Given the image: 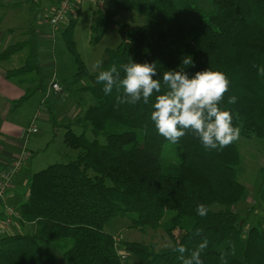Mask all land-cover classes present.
<instances>
[{
  "label": "trees",
  "instance_id": "1",
  "mask_svg": "<svg viewBox=\"0 0 264 264\" xmlns=\"http://www.w3.org/2000/svg\"><path fill=\"white\" fill-rule=\"evenodd\" d=\"M41 1L25 3L31 2L33 10ZM48 1L55 7L62 0ZM211 5V15L188 2L180 7L178 0H114L112 8H99L93 14L90 44L97 45L111 26L117 27L121 41L102 54L93 72L76 47L77 20H69L61 39L74 58L76 82L88 80L82 90L93 100L79 117L64 124V143L78 157L29 176L20 212L22 223H35L36 232L2 237L0 264H120L114 236L105 230L115 219L127 220L128 228L139 232L184 230L167 248L122 241L129 264H183L173 249L185 246L187 258L205 238L204 264H264V215L246 227L234 210L244 194L239 142L222 151L208 150L189 132L172 144L151 120L155 96L147 105H118L122 92L114 89L105 95L103 83L97 82L101 71L130 61L156 63V79L182 67L190 77L199 71L222 72L230 90L220 107L231 112L242 138L264 139V76L253 66H264V0H211ZM125 12L143 16L146 24L133 28L119 23L116 18ZM20 35L26 38L0 53L7 79L25 88L13 109L37 92L46 93L50 84L38 60L36 28L29 25ZM186 57L192 58V65H183ZM232 95L237 102L228 104ZM259 172L258 204L263 208L264 167ZM201 203L209 208L205 217L196 211ZM73 228L78 229V241L71 238ZM197 229L201 234H194Z\"/></svg>",
  "mask_w": 264,
  "mask_h": 264
},
{
  "label": "rangeland",
  "instance_id": "2",
  "mask_svg": "<svg viewBox=\"0 0 264 264\" xmlns=\"http://www.w3.org/2000/svg\"><path fill=\"white\" fill-rule=\"evenodd\" d=\"M113 1L101 0L100 2L104 4V8L110 9L113 7ZM6 2V0H0V31L15 27V32L19 34V37L17 35L16 40L11 44L13 45L26 38L20 35L21 31L28 30L29 25H34L38 36L39 63L51 83H53L54 79L59 85L60 91H62L59 94L37 92L23 105L14 109L13 114L15 116L20 114L23 124L27 128L38 113L37 118L34 120L37 133L28 136L26 132L21 140L22 150L17 154V157L25 152V161L12 182V186L15 188L21 187L23 191H27L30 175L46 169L52 164L68 163L77 159L78 152L67 148L64 143V124L81 115L79 114L81 112L74 110V107H77L76 105L80 106L82 111H84L93 103V100L89 93L82 90L83 86L89 85L88 80L82 79L76 82L77 67L73 56L66 50L65 44L60 38V32L55 42L50 38L52 32L49 17L53 9L49 4L52 1L49 3L48 0H42L40 5L34 6L33 10L31 9V4L14 8ZM186 2L200 9L205 15L213 13L211 0H178V5L182 7ZM98 9V0L76 3V11L73 12L72 10L61 25L62 33L69 20H77L74 34L76 47L90 72L94 71L95 63L102 54L107 49L115 48L121 41L117 27L111 26L97 45L90 44V26L94 20L93 14ZM116 20L133 28H139L147 22L143 16L135 12L121 13ZM190 42L194 44L195 38H192ZM54 75L63 80V87L56 81V78L53 77ZM11 83L13 82L11 81ZM46 96L47 98L45 99ZM53 120L57 123L56 128H53ZM77 133H80V131H77ZM89 138L92 139L91 135H89ZM238 142L243 156V162L238 173L239 181L244 187V194L235 205L234 210L245 220L243 224L245 223V226L248 227L251 223L262 220L264 215V205L263 208H260L258 204L260 192L259 171L264 167V139L256 137L246 139L240 136ZM177 153L183 159L187 158L185 152L179 147H177ZM26 197V195H19L18 198L24 201ZM10 204L13 207H18L20 202L11 201ZM105 230L113 236L119 237L122 241L143 242L154 245L157 249L172 246L184 234L182 228L170 234L165 233L163 230L153 231L151 229L146 232H139L128 228V222L125 219H115L109 222ZM22 231L33 234L36 232V227L30 229V231H25V229ZM71 238H74L75 241L79 240L77 228L71 230ZM130 260L129 262L131 263Z\"/></svg>",
  "mask_w": 264,
  "mask_h": 264
},
{
  "label": "clouds",
  "instance_id": "3",
  "mask_svg": "<svg viewBox=\"0 0 264 264\" xmlns=\"http://www.w3.org/2000/svg\"><path fill=\"white\" fill-rule=\"evenodd\" d=\"M184 66L192 65L191 57L183 58ZM258 67V74L264 76V66ZM123 70V76L121 71ZM156 63H135L130 61L118 69L113 65L110 69L101 71L97 82L103 83V92L110 95L115 89L117 104L136 105L139 102L147 105L155 96L151 120L158 134L172 144H177L189 132L201 141L208 150L222 151L227 146L239 140L241 128L234 126L233 115L229 110L220 107L225 94L230 90V80L222 72L210 70L199 71L190 77L183 67L177 70L165 71L162 79H156ZM237 97L228 98V104H235ZM197 214L205 217L209 208L201 203ZM195 235L201 234L197 229ZM208 246L205 238L198 248L185 257L188 249L180 245L173 251L179 253L183 264H204L201 253ZM221 261L225 256L221 255Z\"/></svg>",
  "mask_w": 264,
  "mask_h": 264
},
{
  "label": "crops",
  "instance_id": "4",
  "mask_svg": "<svg viewBox=\"0 0 264 264\" xmlns=\"http://www.w3.org/2000/svg\"><path fill=\"white\" fill-rule=\"evenodd\" d=\"M6 1H7L6 3L9 5L14 4V3H21L16 6H13L14 8L22 7V5H29L31 3V2L25 3V1H28V0H6ZM74 11H76V4L74 5V8H73V12ZM15 30H16L15 27H11V28H6L4 31L3 30L0 31V53L4 51L6 48H8L12 44V42L16 40L17 35L19 37V34L16 33ZM59 32H60V38H61V30ZM57 35L59 36V33ZM57 35L53 36L52 34L50 38H52V40L55 42L56 38H58ZM6 67L7 66L0 65V170L5 169L6 167H9L11 162L15 158H17V154L22 150L21 140L22 138H24L25 133L27 132V129H28L26 125L24 126L22 117L20 116V114L16 116L15 114H13L14 113L13 103L14 101L24 96L25 88L17 83L13 84L14 82L11 83V81L7 79ZM53 77L56 78V81L60 84V86L63 87V80L59 78L57 75H54ZM50 84H51V80H50ZM60 93H62V91ZM77 104L79 103L77 102ZM76 106L77 107H74V110L81 112L79 114H82L83 112L82 108H80V106L78 105ZM37 116H38V113L32 119V121L36 119ZM39 116H40V113H39ZM26 194H27V191L26 190L23 191L21 187L15 188L14 186H12V188L9 190V192L6 195L7 200H8V205L11 206L10 204L11 201L20 202V205H18V207L11 206L17 212H20L21 211L20 206L22 203L26 201L27 197L24 201H22L18 197L19 195H26ZM16 198H18V200H16ZM6 220H7L6 213L0 211V230H3L4 228L3 225ZM34 227H36L35 223H25V222L21 223L17 221V219H12L10 221L9 227H7L5 230V234L3 236H0V239L7 235L30 234V233H24V231L22 230L25 229V231L27 230L30 231V229H33Z\"/></svg>",
  "mask_w": 264,
  "mask_h": 264
},
{
  "label": "built area",
  "instance_id": "5",
  "mask_svg": "<svg viewBox=\"0 0 264 264\" xmlns=\"http://www.w3.org/2000/svg\"><path fill=\"white\" fill-rule=\"evenodd\" d=\"M88 1L91 0H62L58 6L52 7L53 10L51 16L49 17V24L53 36L59 33V31L61 30L62 23L65 21L67 15L73 10L74 5L76 3ZM47 92L59 94L61 91L59 85L53 80V83H51ZM34 120L31 122L30 126L27 129L28 136L37 132ZM25 154L26 153L23 152L19 157H17L11 162L9 167L0 170V211L5 212L7 215V220L3 225L4 228L3 230H0V236H3L5 234V230L7 227H9L10 221L12 219H17V221L21 223L23 221L21 212H17L13 207L8 205L6 195L12 188L14 176L17 174L18 170L25 161ZM114 242L115 249L120 260V264H129V253L123 250L121 243L122 240L119 237L114 236Z\"/></svg>",
  "mask_w": 264,
  "mask_h": 264
},
{
  "label": "water",
  "instance_id": "6",
  "mask_svg": "<svg viewBox=\"0 0 264 264\" xmlns=\"http://www.w3.org/2000/svg\"><path fill=\"white\" fill-rule=\"evenodd\" d=\"M99 8L100 10L104 11V4L102 2H99Z\"/></svg>",
  "mask_w": 264,
  "mask_h": 264
}]
</instances>
